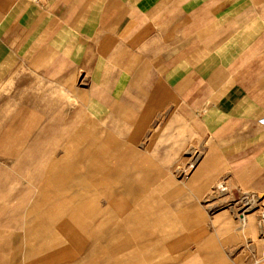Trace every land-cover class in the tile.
I'll list each match as a JSON object with an SVG mask.
<instances>
[{
	"label": "crops",
	"instance_id": "crops-1",
	"mask_svg": "<svg viewBox=\"0 0 264 264\" xmlns=\"http://www.w3.org/2000/svg\"><path fill=\"white\" fill-rule=\"evenodd\" d=\"M263 114L264 0H0V264H264Z\"/></svg>",
	"mask_w": 264,
	"mask_h": 264
},
{
	"label": "rangeland",
	"instance_id": "rangeland-1",
	"mask_svg": "<svg viewBox=\"0 0 264 264\" xmlns=\"http://www.w3.org/2000/svg\"><path fill=\"white\" fill-rule=\"evenodd\" d=\"M189 168H187L188 169V171H192L195 167H196V164H194L193 165V167H190V165L188 166ZM187 169H186V171H187ZM185 170V169H184ZM261 197H263V195H260V198ZM212 199V198H211ZM215 201H217V203L219 204V205H222L224 208L227 206V208H229V207H232L233 208V205H231L230 204V202L225 198V197H218L217 196V199H215ZM258 204H260V205H262L263 207H264V197L263 198H261V200H259V203ZM235 210V209H234ZM254 210V209H253ZM235 212H237V213H235L236 214V217H237V219L239 220V214H240V212H238L237 210H235ZM254 212V211H253Z\"/></svg>",
	"mask_w": 264,
	"mask_h": 264
},
{
	"label": "bare ground",
	"instance_id": "bare-ground-1",
	"mask_svg": "<svg viewBox=\"0 0 264 264\" xmlns=\"http://www.w3.org/2000/svg\"><path fill=\"white\" fill-rule=\"evenodd\" d=\"M247 204H249V206H254L256 204V200H253L252 198L251 199H248V203ZM248 219L249 220H253L254 219V216L253 215H250V216H248Z\"/></svg>",
	"mask_w": 264,
	"mask_h": 264
},
{
	"label": "built area",
	"instance_id": "built-area-1",
	"mask_svg": "<svg viewBox=\"0 0 264 264\" xmlns=\"http://www.w3.org/2000/svg\"><path fill=\"white\" fill-rule=\"evenodd\" d=\"M37 3H41L42 0H35ZM259 123L261 125H264V114L260 117L259 119Z\"/></svg>",
	"mask_w": 264,
	"mask_h": 264
}]
</instances>
